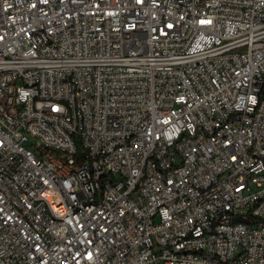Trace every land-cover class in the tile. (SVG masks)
<instances>
[{"label":"built area","instance_id":"obj_1","mask_svg":"<svg viewBox=\"0 0 264 264\" xmlns=\"http://www.w3.org/2000/svg\"><path fill=\"white\" fill-rule=\"evenodd\" d=\"M0 264H264V0H0Z\"/></svg>","mask_w":264,"mask_h":264}]
</instances>
